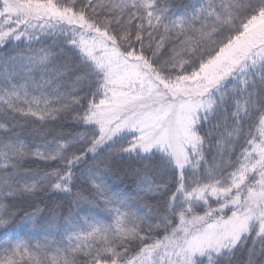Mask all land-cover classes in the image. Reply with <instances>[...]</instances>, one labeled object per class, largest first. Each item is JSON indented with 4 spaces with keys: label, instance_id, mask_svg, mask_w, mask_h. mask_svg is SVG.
Returning <instances> with one entry per match:
<instances>
[{
    "label": "snow or ice",
    "instance_id": "6c2138e0",
    "mask_svg": "<svg viewBox=\"0 0 264 264\" xmlns=\"http://www.w3.org/2000/svg\"><path fill=\"white\" fill-rule=\"evenodd\" d=\"M0 233V264H264V0H0Z\"/></svg>",
    "mask_w": 264,
    "mask_h": 264
},
{
    "label": "trees",
    "instance_id": "16d2710c",
    "mask_svg": "<svg viewBox=\"0 0 264 264\" xmlns=\"http://www.w3.org/2000/svg\"><path fill=\"white\" fill-rule=\"evenodd\" d=\"M184 2L195 3L196 0H184ZM122 180H123V183H121L120 181H116V183L119 185L121 190H124V189L129 188V187L132 186L131 178L122 177ZM67 208H68V205H67V203H65V214H67ZM44 224H45V221L42 219L40 221V225H38L35 229H33V228H31V226H29L28 228L23 229V233H28V232L34 233L33 240L35 242V240H39V239L43 238L44 233L42 231L41 226L44 225ZM0 234H2V233H0ZM3 238L4 239H8L10 237L9 236H5ZM20 238L21 239H27L28 237H26L23 234H21Z\"/></svg>",
    "mask_w": 264,
    "mask_h": 264
}]
</instances>
